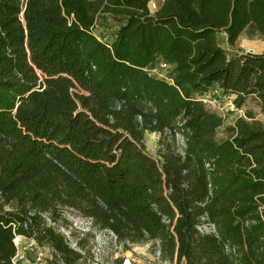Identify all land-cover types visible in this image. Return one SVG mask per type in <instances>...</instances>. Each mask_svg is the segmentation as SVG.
Listing matches in <instances>:
<instances>
[{"label": "trees", "instance_id": "1", "mask_svg": "<svg viewBox=\"0 0 264 264\" xmlns=\"http://www.w3.org/2000/svg\"><path fill=\"white\" fill-rule=\"evenodd\" d=\"M109 14L124 21L106 38ZM244 29L264 39V0H0V264L15 235L73 261L41 215L64 206L125 245L159 239L168 264H264V125L246 111L219 140L200 99L217 85L264 112V49L216 40ZM161 60L170 79L150 72Z\"/></svg>", "mask_w": 264, "mask_h": 264}, {"label": "built area", "instance_id": "2", "mask_svg": "<svg viewBox=\"0 0 264 264\" xmlns=\"http://www.w3.org/2000/svg\"><path fill=\"white\" fill-rule=\"evenodd\" d=\"M158 1L162 3L164 0ZM155 6L156 4L152 0H148V8L150 11L152 10L151 7L153 8ZM172 68V64L161 60L150 69V72L170 79L169 73ZM200 99L207 108L221 114V116L227 111V104H230L231 108H233V103L228 100L229 97L217 85ZM182 143V136L177 134L176 150L180 154H182ZM206 167L210 168V164L206 163ZM64 207L77 211L72 207ZM41 215L46 221V226L58 228L57 230H59L68 249L76 254L75 259L67 262L62 254L53 246L40 244L35 239L23 235H15L13 243L16 250L11 258L12 264H142V260L139 258H135L131 254L122 253V242L118 239L117 235L109 228L96 225L92 217L81 214V218L84 220L83 223L80 221L71 222L67 225H58L57 222H59L58 220L61 217L54 219L48 212H43ZM162 221L166 224L169 223V219L166 217H163ZM196 228L201 233L217 236L214 223L209 221L206 216L201 218ZM151 245L153 247L152 255L145 263L165 264V260L162 258L160 240L155 239L151 242ZM225 250L235 251L234 248L229 246H225Z\"/></svg>", "mask_w": 264, "mask_h": 264}, {"label": "rangeland", "instance_id": "3", "mask_svg": "<svg viewBox=\"0 0 264 264\" xmlns=\"http://www.w3.org/2000/svg\"><path fill=\"white\" fill-rule=\"evenodd\" d=\"M156 6L151 7V12L154 13L158 10L160 3L158 0H152ZM152 4V3H151ZM124 18L121 15H108L107 18H102V20L99 22L97 27V33L100 35H103L106 38H109L114 29L117 28L121 23H123ZM216 40L220 47L224 49L227 56L230 57L234 55L235 53H241V52H258L260 49L264 46V39L262 36H260L257 33L250 32L248 29H244L236 39L235 43L233 45H230L227 42L226 34L222 31H219L216 33ZM233 103V96L229 97L228 99ZM227 100V101H228ZM227 111L222 114V117L224 118L223 125L220 126L216 131V137L217 139L221 140L226 138L230 135V131L228 130V127L231 126L234 122V120L239 117L246 115V111H249L252 113L255 119L260 120L264 125V112L260 110L258 107L256 100L252 97H249L244 106L241 108L235 107L233 104V108H231L230 104L226 105ZM221 115V114H220ZM158 139V136L152 134V133H146L144 138V143L146 146L147 151L155 155L156 154V141ZM59 214H60V220L57 222L58 225H67L71 222H82L83 218L80 213H78L75 210H71L69 208L60 207L59 208ZM46 222V221H45ZM55 229L58 233L59 230H57V227H52ZM47 245V244H45ZM152 245L151 242L141 243V244H129L125 245L124 243H121V251L122 253L131 254L132 256H135V258H139L142 260V264H146L145 262L151 257L152 255ZM153 248V247H152ZM165 264H168V262L165 260ZM173 264V263H172Z\"/></svg>", "mask_w": 264, "mask_h": 264}, {"label": "crops", "instance_id": "4", "mask_svg": "<svg viewBox=\"0 0 264 264\" xmlns=\"http://www.w3.org/2000/svg\"><path fill=\"white\" fill-rule=\"evenodd\" d=\"M263 49H264V46L260 49V51H258L257 53H260V52H262L263 51ZM152 134H154V135H156V136H158L156 133H154V132H152Z\"/></svg>", "mask_w": 264, "mask_h": 264}]
</instances>
